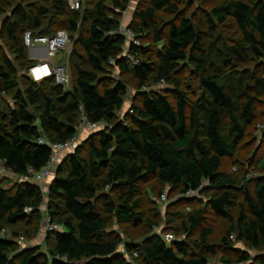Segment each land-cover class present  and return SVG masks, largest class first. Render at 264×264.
<instances>
[{"label": "trees", "instance_id": "trees-1", "mask_svg": "<svg viewBox=\"0 0 264 264\" xmlns=\"http://www.w3.org/2000/svg\"><path fill=\"white\" fill-rule=\"evenodd\" d=\"M39 1L18 5L17 0H0V37L18 46L15 52L21 65L26 62L25 69L35 65L27 59V32L36 37L62 30L71 36L80 32L82 22L89 23L80 39L84 55H77L88 69L75 65L76 78L71 76L67 93L55 79L37 83L25 75L26 88L16 94L15 106L0 113V162L19 176L29 168L40 171L52 155L49 146L39 143L41 138L71 141L78 135L77 116L82 113L90 122L107 126L88 137L86 150L78 148L63 158L48 193L22 182L12 189L0 187V264H208L219 248L209 243V228L200 231L193 244H169L153 233L141 244H127L128 255L138 254L130 261L119 252L122 240L111 237L109 221L116 217L121 224L140 226L144 219L137 210L142 200L136 197L142 194L141 184L153 179L184 195L201 191L206 183L213 190L207 208L193 210L184 222L187 233L203 227L210 212L233 224L222 240L224 249H232L236 231L239 243L264 251V177L253 187H241L240 172L223 171L226 160L238 155L264 98V0H227L200 11L196 19L184 15L180 0H142L129 27L141 40L150 32L147 41L152 45L132 49L140 59L138 66L131 68L122 59L117 67L123 75L133 74L139 89L151 81L172 88L166 94L142 93L140 103L130 108L134 114L124 120L118 112L127 88L123 82L108 86L102 75L125 45L123 36L111 33L121 26L115 8L126 10L129 0H86L77 12L66 0H54L55 16L48 24L51 12ZM5 9L12 15L1 20ZM164 10L176 17L165 37L158 20ZM230 20L240 33L235 44L218 34L219 26ZM53 26L61 29L54 31ZM184 66L193 67L199 89L195 97L184 91L177 76ZM18 73L16 63L0 52V94L17 87ZM32 108L40 113L34 115ZM242 194L245 212L235 220ZM44 206L60 230L49 232L45 251L28 246L18 252L16 240L4 231L26 221L23 236L34 238L41 230ZM33 222L36 226L29 227ZM250 260L241 257L235 263ZM222 262L233 264L230 257ZM257 264H264V256Z\"/></svg>", "mask_w": 264, "mask_h": 264}, {"label": "rangeland", "instance_id": "rangeland-1", "mask_svg": "<svg viewBox=\"0 0 264 264\" xmlns=\"http://www.w3.org/2000/svg\"><path fill=\"white\" fill-rule=\"evenodd\" d=\"M39 1V0H34ZM227 0H180L179 9L184 12V15H187L189 18L196 19L200 11H210L211 9L223 5ZM18 5L22 4V0H17ZM39 5L46 6L50 10V17L45 21V24H48L51 18H54V0H42L36 2ZM142 4V0H129L126 10L118 9L115 12L120 16L121 26L124 28L129 27L131 22L133 21L136 12L139 10V7ZM12 11L11 9H5L3 16H1V20L6 19L7 17H11ZM176 17L169 11H162L158 15L159 23H161V29L163 32V36L165 37L168 32L169 24L175 21ZM89 28V23L82 22L80 32L75 34H71L70 36V44L68 48L62 52L58 59L61 58L66 61L69 68L70 76L75 77V65L78 64L82 68L88 69L87 64L85 62H80L77 58V55H84L82 46L80 44V39L85 37L87 34V29ZM61 29L59 26H53V30L57 31ZM62 31V30H61ZM150 32H146L141 35L142 46L139 48H143L145 46H151L147 40L151 39L149 36ZM218 34L222 36L224 40H226L229 44H235L239 38L240 33L234 22L231 20L228 21L225 25H220L218 29ZM148 38V39H147ZM17 45L14 46L13 43L9 42L7 38L0 37V52L8 54L9 57L16 63L18 67V85L17 87L9 94H0V113L6 112L8 107L15 106V98L16 94L19 91H24L26 88V80L25 72L31 68L30 64L24 69V64L21 65V62L18 60L17 54L15 52ZM32 52L30 50L27 51V59L32 61L31 64H39L41 60H35L32 57ZM27 60V61H28ZM61 62V61H60ZM131 68L134 66L129 63ZM193 67H180L177 76L182 80L183 89L189 95L196 96L198 92L197 81L193 75ZM104 79H106L108 86L114 85L116 83L123 82L127 88V96L125 97V102L123 109L118 112V118L120 120H124L127 118V114H129L130 108L136 104H139L141 101L142 93H160L166 94L171 90V86L166 82L156 83L151 81L146 88L139 89L138 83L133 74H125L123 75L119 69L112 67L102 75ZM29 81V80H28ZM31 81V80H30ZM29 81V82H30ZM32 82V81H31ZM43 84V83H42ZM30 84L28 83V86ZM102 89L104 86H101ZM31 112L34 115H38L40 112L36 108H32ZM85 116L79 114L77 116V124H78V134L80 138V144L78 148H83L86 150L85 143L88 140V137L91 135H96V132H92L88 129H85V126L80 127L83 124ZM81 121V124H80ZM107 126V125H106ZM84 128V129H83ZM81 129H83L81 131ZM67 156V155H66ZM65 157V156H64ZM61 164V163H60ZM234 167L235 169H233ZM223 171L228 173L230 172H240L242 175V183L241 187L247 185L248 187H253L257 179L264 177V98L260 101L258 108V116L256 122L249 129L246 140L243 142L239 149V153L232 159H227L223 168ZM56 177L53 176L51 179L44 182L42 185V191L44 193L49 192L48 186L51 185L52 180ZM20 183L18 178H15L7 172L4 164L0 162V187L5 189H12L17 184ZM142 194L138 196V200H142L141 206L138 208L137 212L140 216L143 217L144 221L140 226H135L133 224H121L117 221L116 217H113L109 221V229L108 232L111 237L118 238L122 240V244L119 247V252L122 254H127V244L138 245L143 243L148 237L153 235L155 228H160L161 231L165 234H172L175 237V240H189L192 244L199 240V233L205 228H209L212 231V234L209 236V243L217 245L218 254L213 257V261H216L218 264H224L222 259L224 257H230L233 264L238 258L241 257H249L251 260L248 263L242 264H257V261L260 257L264 256L263 250L254 249L248 245L243 243H239L237 240V232L232 231L235 235L236 242L231 244L232 249H224L222 247V240L228 236V232L233 227V224L228 220L221 219L216 217L212 213H206L207 221L205 225L199 229L191 230L190 225L187 227L190 232H186V228H184V222L187 221L189 215L193 210H204L207 208V201L209 200L211 194H213V190L209 184H205L201 191L192 192L190 194H182L180 189L172 188L171 186H164L160 181L153 179L148 183H142ZM109 192L108 189H106ZM160 192H163L166 195V201L162 200V197L159 196ZM244 194L240 197L238 201L237 207L234 209V218L238 220L242 213L245 212L244 204ZM46 203H49L48 198H46ZM43 222L41 223V230L34 238L27 240V247H36L40 248V251H45L47 236L49 235L47 229V220L48 214L46 213V207L42 208ZM158 215L157 217L155 215ZM149 222L153 225L150 226ZM27 224L24 221L21 227L11 228L8 227L10 231L7 232L8 236L11 239L16 240L19 247L20 245V237L23 236V227ZM36 226L35 222H33L29 227ZM155 226V227H154ZM154 227V228H153ZM26 247V246H24ZM23 247V248H24ZM128 255V254H127ZM133 264H138L136 261H131Z\"/></svg>", "mask_w": 264, "mask_h": 264}, {"label": "built area", "instance_id": "built-area-1", "mask_svg": "<svg viewBox=\"0 0 264 264\" xmlns=\"http://www.w3.org/2000/svg\"><path fill=\"white\" fill-rule=\"evenodd\" d=\"M85 1L86 0H66L69 9L73 12L82 10ZM111 34L123 36V38H125V45L122 48L121 54L118 55L117 60L111 59L109 61L110 65L118 69V61L126 59L127 63H131L134 67L138 66L140 64V59L134 54L132 49H139L142 46L139 36L130 27L124 28L122 26H120L119 30L112 32ZM24 44L25 47L32 52L31 55L35 60L42 61L41 63L32 66L25 75L37 83L48 79H55L56 83L63 87L66 93L70 92L72 90V79L69 74L68 64L64 59H58L59 55L64 52L70 44L69 34L66 31H58L53 36L35 37L31 32H27L24 36ZM129 113L134 114L133 110H130ZM83 115L85 116V114ZM84 119L85 120L80 127L85 126L88 130L96 133L106 129V124L90 122L86 116ZM39 143L46 144L52 150L51 158L42 170L36 171L33 168H29L27 174L23 176L14 174L9 170H7V172L9 175L18 178L22 183L32 184L42 189L44 182L55 176L56 170L64 156L76 152L80 144V138L78 134L67 143H52L45 138H41ZM162 200L166 201V195L162 196ZM30 211L31 210H27L26 212ZM47 224L48 232L60 230L59 226L52 223L49 216ZM4 234H7V232L4 231ZM154 235L160 236L169 244L175 241V237L172 234H165L160 228H155ZM231 239L235 240V237L232 236ZM19 243L22 245V248L19 247L18 252H22L27 248L28 241L24 236H21ZM126 257L130 261L133 257H138V254H126ZM208 264L218 263L211 260Z\"/></svg>", "mask_w": 264, "mask_h": 264}, {"label": "crops", "instance_id": "crops-1", "mask_svg": "<svg viewBox=\"0 0 264 264\" xmlns=\"http://www.w3.org/2000/svg\"><path fill=\"white\" fill-rule=\"evenodd\" d=\"M84 129V128H83ZM83 129H81V131L83 130ZM85 129H87V128H85ZM50 187V185L48 186V188Z\"/></svg>", "mask_w": 264, "mask_h": 264}]
</instances>
